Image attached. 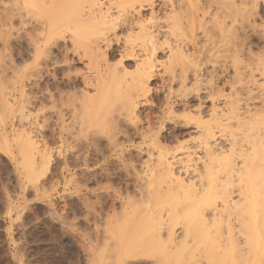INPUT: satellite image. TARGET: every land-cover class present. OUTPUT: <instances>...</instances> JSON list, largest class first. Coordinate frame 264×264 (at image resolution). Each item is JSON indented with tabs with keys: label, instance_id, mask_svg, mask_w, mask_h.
Instances as JSON below:
<instances>
[{
	"label": "bare ground",
	"instance_id": "6f19581e",
	"mask_svg": "<svg viewBox=\"0 0 264 264\" xmlns=\"http://www.w3.org/2000/svg\"><path fill=\"white\" fill-rule=\"evenodd\" d=\"M7 1L10 4L8 5L5 2L8 6L3 7L4 12L1 13L3 16L0 15L4 20V25L8 28L14 29V25L18 24L16 34L18 35L20 32L19 38L21 36L25 38L28 41V47L32 48L33 55L30 58L35 68L34 72L31 73L32 77L36 79L41 75L43 69L39 68V60L41 57L42 59L49 58L52 55L51 49L53 48L66 57L72 53L74 59L71 56V62H80L83 59L85 61V58L87 59L86 67H84L87 70L84 72L79 71L78 74V81L81 84L78 92L76 91V85L78 86V84L72 81L70 86L67 85L66 87L75 90L74 93L69 91V94L66 90L65 93L67 94L64 95L61 92V94L58 93V97L57 95L54 97V94L48 92L51 114L55 117V123L59 127L56 131L59 143L67 142L68 137H72V135L75 137L76 134L84 138L89 137V134L94 137L96 135L94 133L99 132L96 131L99 130V126L94 130L95 123H100L101 119L106 116L112 119L111 124L115 129L116 137L121 134V136H126L128 142H131V136L119 129L118 121L121 118L122 121L131 122L134 131L131 135L140 141V147L138 145L137 149L139 148L142 152L144 147L152 146L154 148H152L154 152L151 151V153L148 150L146 151L145 148V154H149L146 157L148 161H145L146 166H142L145 167V170L140 169L143 171L142 174L140 173L142 177L138 179L136 176L139 181L136 180L138 182L134 183L137 188L135 190L141 198L143 196L144 199L147 198L146 201L143 198L141 201L142 205L145 206L143 207L144 210L147 208L146 217L143 218L144 222L142 221V223L133 227L122 224L121 221H119L121 225H117L118 221L115 222V220V224L113 223L116 226V229L114 228L117 231L116 233H119L116 238L118 235L120 240L121 237H124L121 251L124 255L123 258L132 256L133 253L140 252L142 249L148 251L150 248L152 250L154 245L157 248L156 252L158 251L159 257L146 264H264V92L259 93L260 96L254 94L253 98L249 96L245 101V111L241 114H239V111H242L243 108L240 107L241 104L237 101L238 99L226 100L228 102L226 107L229 112L226 117L221 113L222 111L217 110V103L212 100L213 92L216 91L217 93V90H219V83L222 80L226 82L224 80L226 71L212 68L210 75H208L209 78H207L212 84L210 86L213 87L210 88L211 92L209 94V91H207L208 97L203 96L204 100L206 97L211 99V103L208 108L205 107L206 113L203 112L202 103L204 100L201 102V93L198 94L199 91L196 92V89H194L197 93L196 99L199 101L198 104L195 103V105L197 104L196 108L193 107V104V108L190 106V110L195 109L194 112H191L188 106L191 101L187 102L188 98L185 99L187 95H190V92L183 95L185 90L188 91L184 87L188 83L190 86L192 84L197 86L207 72L204 74L203 69L201 68V70L195 65V62L190 60H193V58L189 55L193 53L189 54V48L184 49V46H179L173 40L169 42L168 39L169 33L175 37V34L180 32L179 26L182 24L179 25V23H185L183 28H188L187 25L189 27L195 25L194 21H198L195 19L203 21L206 16L209 24H211L208 25L210 29L207 28L210 31L211 36H209L213 39H221L225 32H229L228 20H232L238 14L246 16L247 19L252 18L258 8L246 7L247 4L245 3L250 0H205L206 6L204 5L205 2L202 1L200 2L204 4L199 6V1L198 4L195 0H186L187 3L185 0ZM160 11L163 13L161 17L156 15V12L160 13ZM183 14H186L187 18H183ZM182 18L183 20L187 19V22L185 20L182 22ZM244 19L246 18L244 17ZM252 22L254 23V21ZM13 23L14 25H12ZM27 27H30V29L27 30ZM121 29L125 34V40L122 44V50L119 49L121 51L119 63L111 65L106 58V54H108L109 48H112L113 42L117 44L118 38L115 32ZM60 41L61 44H58ZM231 42H229V45H231ZM233 46H230L232 47L231 50H235L236 47L233 48ZM58 49L60 50L58 51ZM216 49V41L213 40L210 47L213 56ZM164 50L167 53L164 57L165 60L159 61L155 55ZM121 60L131 61L133 63L132 71H130V67L123 66ZM181 62L190 63V66L181 68L176 73L177 70H174V68L178 66L177 63L180 64ZM159 65L164 68V75L167 74L165 78L161 73H158L159 71H156V68L158 70V67H160ZM188 68L192 69L189 71ZM88 70H92L93 73L88 72ZM75 75L77 76V74ZM155 77H159L161 81L158 89L162 90L167 87V92L164 93L162 101L159 102L161 114H157L156 118H152L153 113L150 109L144 114L142 111L141 114V108L153 103L151 93L156 91L157 88H152L150 83L153 82ZM173 84L183 87H179L180 89H184V91L181 90V95L178 93L180 96L176 94L175 98L173 97L175 94L171 92L174 89ZM179 88L177 90L180 91ZM203 93L205 92L203 91ZM56 97L57 99H55ZM118 97L124 101L121 100L122 103L114 105L113 100ZM177 97H180V99ZM37 101L38 98L34 97L35 107L39 106H37V103H39ZM251 101L256 102L257 106ZM179 105H181L180 109L182 108L181 111L183 112H178L183 113L181 119L185 120V123L183 119L181 122L187 126L192 124V132L196 139H193L190 133L189 137L193 139L192 141L195 144L193 142V144H190L178 141L175 150L168 152L161 143L164 137L162 139V135L159 133L160 129L157 130L154 123L160 127L165 124V120H172L174 114L177 115L176 113H178L177 107ZM151 119H155L152 120L154 123L151 122ZM105 120H103L104 126L109 124ZM124 123L126 124V122ZM189 126L191 127V125ZM110 130L112 131V129ZM74 133L76 134L74 135ZM113 134L111 133L112 136H114ZM193 134L191 133V135ZM22 135L20 138H24L23 140L27 145L25 148H28V152L35 158L33 159L36 161V159L44 158L45 160L43 156L46 153L44 154L43 150L41 151L36 145L38 142L36 143L37 140L32 138L34 135ZM95 138L94 140H96ZM88 139H85V149L87 151L96 149V142L93 138ZM243 140L249 145L245 149L244 146L240 147L247 145H240ZM112 144H114V152L121 151L124 147V143H119L117 140ZM48 154L55 158V156L60 155V151L55 149ZM48 154L46 155L48 156ZM26 159L24 169L30 175L29 172L36 170H33L34 167L32 169L31 166L34 160ZM153 195L155 197L153 199L151 197L153 200L152 206L147 207L148 198ZM128 198L126 199L129 202ZM120 199L123 200H120L122 204H124L123 202L127 203L123 196ZM137 202H139V198ZM89 206L91 207V205ZM129 208H127L128 216L131 215V213L129 215ZM110 217L113 218V216ZM108 218L109 216L105 218V222ZM111 219L109 218L110 221L113 220ZM132 230L137 233L136 236H134L136 233L133 234ZM103 232L106 233L105 236L109 240L115 233L105 229ZM97 233L95 232L98 236ZM129 263L131 262L128 261Z\"/></svg>",
	"mask_w": 264,
	"mask_h": 264
},
{
	"label": "rangeland",
	"instance_id": "374dc122",
	"mask_svg": "<svg viewBox=\"0 0 264 264\" xmlns=\"http://www.w3.org/2000/svg\"><path fill=\"white\" fill-rule=\"evenodd\" d=\"M195 1L196 3H198L199 1V6H201L202 2H205V4H203L206 6L205 0ZM5 2L6 4L8 3L7 0L0 1V14H3L4 12L3 7H6L10 4L8 3V5H6ZM249 3L250 1H247L245 3L247 4L246 7H248ZM161 11L160 13L156 12V15H159V17H161L163 15V11ZM255 14L252 15L253 17L251 16L252 18L249 17V19H247L246 16L238 14L235 15L232 20H228V25H230L228 26L229 32H225L223 38L221 39H213L210 37V31L208 30L210 29V27H208V25L210 26L211 24H209L207 16L206 18L204 17L203 21L200 19H195L198 21H194V26L189 27L186 24V27L188 28H183L185 23H179V25L182 24L180 26L183 29L179 26L181 30L178 28L180 32L175 34V37H173L171 33H169V42L173 40L177 42L179 46H184V49L189 48V54H191V52L193 53L192 55H189V57L191 56L193 60L190 58L189 59L195 62L196 64H194L197 65V67H199L200 69L202 68L203 70H201L204 74L205 72H207L202 78L200 84H198L197 86L193 85L192 83V85L190 86V84L188 83L189 85L187 84L188 86L186 85V87H184L185 89L187 88L188 91H184V89H180L183 87L179 86V88L178 85L173 84L172 87L174 89H172L171 87V92L175 94V96L172 95L174 98L177 95H181V90L184 91L183 95L184 93L185 95H187L190 92V95H187L185 99L188 98L187 102H189V100L191 101V103L189 102L190 104L188 103L189 107H192L193 104V107L196 108L195 106H197L199 101L198 99H196L197 93H201L200 100L201 102H203V96H207V91H209L208 94L211 92L210 88H212L213 86H210L211 83L208 81V75H210L212 68L226 71L224 73V80H226V82L222 80L219 83L218 88L220 92L219 90H217V93L219 92L217 94L216 91H214V99L212 98V100L217 103V110L222 111L221 113H223L226 117L229 114L226 107L228 103L227 101L238 99L237 101L241 104L240 107L242 106L241 108H243L242 111H239L240 113L238 112L239 114H241L245 111V101H247V98L249 96H252L253 98V96H260L259 93L261 94L264 92V13H262L258 8ZM1 15L0 264H128V261L131 263L134 261L132 264H139L140 262L142 264H146L149 261L157 259L159 255L158 251L156 252L157 248H155L154 245L152 250H150V248L148 249V251H146L145 249L144 251L142 249L143 252H141V250L140 252L133 253L132 256L123 258L124 255H122L121 251L123 246L122 241L124 237L122 238L120 236V240L118 235L116 238V235L119 233H116V226L114 225L115 220V222L118 221L116 223L117 225H121L119 223V221H121L122 224L124 223L127 226L133 227L137 224L142 223V221L144 220L143 218L146 217L145 212H147V208L146 210H144L145 208L143 207L145 206L142 205L143 203H141V201L142 198L145 201L147 198L144 199V196L141 198L140 194H138L137 190H135L136 184L134 183L138 182V179L142 177L141 174L145 170V167L143 168L142 166H146L145 163L148 161V158L146 159V157H148L149 154H145V148L146 151L148 150L150 153L151 151L154 152V148L152 146H147L148 148L143 146L144 148L142 147V152L139 148L138 150L137 147L138 145L140 147V141L136 137H132L134 131L132 130L133 128L131 122L122 121L121 118L119 119L120 121H118L119 129H122L125 134L131 136V142H128L126 136L124 135V138L123 136H121V134H118L119 136L117 135L116 137L115 129L111 124L112 119L106 116L101 119L100 123L96 122L94 125V130H96L98 126L100 127H98L99 130H96L99 132L97 133L95 131L96 133H94L98 137L96 135L93 137L91 136V134H89V137L87 136L84 138L83 136H77V134L74 133V135L76 134L77 136L76 138V136L73 137L72 133L71 135L74 139L69 135L71 137V140L70 137H68L67 142L59 143V139L58 137H56L58 136L56 134V131H58L57 129L59 127L55 123V117H53L51 114L52 111L49 107L50 102L47 95L49 93H52L54 94V97L56 95L58 97L61 92L64 95L67 94L65 93L66 90L68 93L69 91H71L70 93H74L76 91L78 92V90L80 89L79 87H81V84L78 81V74L87 70L86 68H84L86 67L87 59L85 58V61L83 59L80 62L72 61V63L70 60L71 56L72 59H74L72 53H70L71 55L69 54L66 57L59 51L60 49H58V53L56 49L53 48L51 49L52 55L49 56V58H43L44 60L42 59V57L40 58L39 68H42L43 72L41 71V75L36 78V80L31 76V73H33L35 70L34 64L30 58L33 55L32 48L28 47L29 44L27 43L28 41H26L25 38H22V36L19 38L18 35L20 34V32L18 33V35L16 34L18 31V24L16 23L17 26L16 24L14 25V23L12 24L14 25V29L8 28L6 25H4V20L2 19L3 15ZM185 17L186 14H183V18ZM244 17L246 19H244ZM250 19L254 21V23ZM184 20L187 22V19ZM184 20L182 22H184ZM29 29L30 27L27 30ZM178 29L177 31H179ZM117 31L115 32L116 37L118 38V41L121 42L119 43L117 41V44L113 42L114 45L112 43V48H109L107 52L108 54H106V58L111 65H117L119 63L118 60L121 52L120 50H122V44L125 40L123 29ZM213 40L216 41L217 46L216 51L213 52L214 56L210 52V47L212 46ZM232 40H234L235 42ZM229 42H231V45H229ZM58 44H61V41ZM233 44L237 45L233 46ZM230 46H233V48L236 47L235 50H231L232 47ZM166 55V50H164L162 52H158L155 57H157L159 61H164V57ZM65 58L68 59L66 60ZM56 61L58 62L56 63ZM121 62L123 66H125L126 68L130 67L129 69L130 71H132L131 68H133V63L131 61L121 60ZM183 62H181L180 64L177 63L178 66L176 64L177 67H175L176 69L174 68V70H177L175 71L176 73H178L179 69L181 70V68H187L190 66V63ZM159 66L160 67H158V70L156 68V71H159L158 73H161L165 78L167 74L164 75V68L161 67V65ZM190 69L188 68L189 71ZM46 71L50 75H47ZM91 71L88 70V72L93 73V71ZM75 74H77V76ZM127 77H129V75H127ZM71 81L78 84V86L76 85V87L78 88H76V91H73L66 87L67 85L70 86V84L72 83ZM160 83L161 81L159 77H155L153 82L150 83L151 87L157 88V90L151 93V97L153 99H151V101L153 102L152 105L148 104L147 106L141 108V114L142 111L144 114L149 109L153 113V117L151 116L152 118H156L157 114H161L159 102L162 101L164 93L167 92V87H164L162 89L163 91L159 90L158 88L161 85ZM178 88L180 89V91L177 90ZM194 89H196V92H199L196 93ZM175 91H177V93H175ZM203 91L205 93H203ZM34 97L38 98V107H35L34 105ZM57 97L55 99H57ZM207 97L203 102L204 104L202 103V109L204 108L203 112H205L206 110L205 107L208 108L211 103V99H207ZM177 98L180 99V97ZM121 100L122 99L120 97L115 98L113 100V104L117 105L124 101L122 100L121 102ZM196 102L197 104L195 105ZM252 102L254 105H256V102L254 103V101H251V103ZM180 107L181 105L177 107V112H180L182 110V108L180 109ZM191 107L189 108V110L191 109ZM194 110L195 109L190 111L194 112ZM178 113H176L177 115L174 114V120H165V124H163V122V125H161L162 128H160L161 126L159 127V125H155V123L152 121L155 119H151V122L154 123L155 128L157 130H161H159V133L162 135V139L164 137V140L161 143L164 148L166 147L168 152H172L173 150H175L176 146L178 145V141L193 144L194 141L192 140L196 139V136L192 132V124H189L191 125V127L188 125L190 127L189 128L186 124H184L185 120L183 118L182 119L184 121L181 119L183 113ZM104 119H106V123H109H105L106 126H104L103 124ZM181 120L184 123L181 122ZM124 122H126V124ZM109 125L111 126L110 128ZM110 129H112V131ZM188 129L190 130L188 131ZM109 130L111 131L110 135L108 134ZM181 132H183L184 134ZM111 133H114V136H112ZM189 133L193 139L189 137ZM191 133L193 135H191ZM22 134H26L29 136L34 135L33 137H31L34 138V140H37L36 143H38L36 145L40 148L41 151L43 150L42 152H44V154H48L50 153V151L56 149L60 151V155L58 157L55 156V159L54 156L48 154V157L45 154V156H43L45 157V160L44 158H41L43 160L36 159L35 161V158L32 157L28 152V148H25L27 147V145L23 140L24 138H20V136H23ZM91 137L93 138V140L96 137V140H94L96 142V149H89L87 151V149H85V139H91ZM79 138L81 139L79 140ZM116 140L119 143H124V147L121 151L114 152V144H112V142L114 143ZM241 144L247 143H245V140H243L240 145ZM248 146L249 145L247 144L240 147H243L245 149ZM81 149L85 151H82ZM44 150L47 152H45ZM74 154L77 156L76 158ZM137 154L141 155L138 156ZM46 158L49 159L47 160ZM25 159L34 160L31 166L32 169L34 167L33 170H36L34 172H29L31 174L33 173V175H29L24 169ZM85 159L87 160L85 161ZM39 161L41 162V164ZM84 163H86V165H84ZM140 169H143V171H141ZM136 176L138 177V179ZM113 193L115 194V196ZM120 194L127 202H123L125 205L120 201L122 200L120 199V197L122 198ZM151 197L153 199L155 195L148 198L149 200L148 206L146 205L147 207L152 206L153 200L151 199ZM116 198L118 199L116 200ZM126 198H128L130 201L128 202ZM138 198L139 202H137ZM150 200L151 202H149ZM89 205H91V207ZM124 206H128L127 208L132 207L128 209L129 215L131 213L130 216H128L127 208H125ZM114 211L117 214H115ZM110 213L114 215H110ZM120 215H123L122 217L125 220ZM108 216L110 219L112 218L110 216H113V220L111 219L112 221H110L108 218L106 219V223L105 218H107ZM126 216L127 218H125ZM104 226L106 227L104 228ZM104 229L111 231V233L115 232L116 234L114 233L113 236L111 235L112 237L109 240V238L107 239L105 236L106 233L104 234L103 232ZM95 232H98V236L95 234ZM132 232L133 234L136 233L133 230ZM136 235L137 233L134 234V236ZM112 239L114 240V242Z\"/></svg>",
	"mask_w": 264,
	"mask_h": 264
},
{
	"label": "snow or ice",
	"instance_id": "6c2138e0",
	"mask_svg": "<svg viewBox=\"0 0 264 264\" xmlns=\"http://www.w3.org/2000/svg\"><path fill=\"white\" fill-rule=\"evenodd\" d=\"M248 7L253 9L259 8L264 13V0H250Z\"/></svg>",
	"mask_w": 264,
	"mask_h": 264
}]
</instances>
